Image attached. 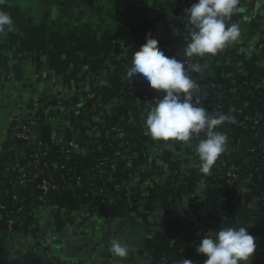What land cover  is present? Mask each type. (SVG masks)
Segmentation results:
<instances>
[{
    "label": "crops",
    "instance_id": "1",
    "mask_svg": "<svg viewBox=\"0 0 264 264\" xmlns=\"http://www.w3.org/2000/svg\"><path fill=\"white\" fill-rule=\"evenodd\" d=\"M252 3L219 54L191 67L181 57L163 59L171 81H191L203 98L222 95L242 77L255 88L237 96L260 118L264 149V0ZM187 0H0V169L22 158L11 140L17 120L52 127L53 142H85L102 134L101 112L122 105L124 78L118 63L131 58L135 44L175 48L186 42L187 22L179 13ZM228 10L231 0H222ZM209 83L214 85L213 88ZM147 161L136 171L117 159L109 181L130 176L110 211L71 210L40 205L35 237L0 229V264H158L162 243L153 233L173 219L167 206L146 213V191L163 185L178 169L183 204L195 237L196 256L183 264H254L264 261V213L243 203L235 188L213 169L214 154L165 137L145 144ZM135 161L143 155L136 153ZM139 157V158H138ZM80 260V261H79ZM82 264H85L84 262Z\"/></svg>",
    "mask_w": 264,
    "mask_h": 264
},
{
    "label": "trees",
    "instance_id": "2",
    "mask_svg": "<svg viewBox=\"0 0 264 264\" xmlns=\"http://www.w3.org/2000/svg\"><path fill=\"white\" fill-rule=\"evenodd\" d=\"M221 3L222 0L220 2L217 0H190V5L187 6L188 15H182L179 10L186 22L191 21L188 31L189 42L175 48L158 44L147 49L133 62L118 63L115 80L125 79L122 105L111 111L110 114H104L103 127L106 132H109L108 135L90 139L88 146L81 145L83 153L66 155L62 146H58L56 143L39 147L33 142L25 145L22 141L14 140V143L23 151L22 156L23 154L25 156L19 160L17 166L23 168L29 177L40 175V178L48 179L59 187L58 192L51 191L48 195H42L39 190L40 179H36L27 187L14 186L19 179L18 169H0V205L5 207V210H0V213L18 221L13 229L14 233L21 232L33 237L37 235L35 211L40 205L64 206L75 211L86 208L98 209L119 194L116 188L123 181L126 182L127 187L131 180L130 176L116 181H109L105 177V172L111 167V164L106 163V160L115 159L118 152L125 153L127 150H132L133 171H136L147 161L148 155L146 153L144 155L143 150L145 144L152 138L146 136L144 132L150 117V112H146L148 110L146 104L160 97L170 100L175 109V116L166 121L169 126L173 125L175 121H179L196 131L201 127L220 130L231 139L232 142L226 146L215 145L212 141L207 144L217 159L228 160L229 163L241 168L238 173L240 181L245 183L250 190V193L245 196L246 199L250 200L253 196L264 197V149L262 148L260 127L257 130H251L230 124L232 119L242 122L245 117L254 118L257 113L244 106L237 94L233 92V83L228 84L222 95L212 100L214 104L225 105V108L218 115L200 119L183 115L187 106L193 110H197V108L178 95L183 92L182 87L163 83L167 73L161 67V55L172 54L185 57L194 55L196 59H200L202 56L219 54L224 37H231L234 29L242 23L244 11L252 7V3H249L248 0H239L237 13L224 19L217 14L218 9L223 10ZM138 68L146 69V76L151 81L149 99H144L145 83L134 81ZM238 82L244 87L255 88V83L248 78H239ZM195 95H198L197 91ZM229 106L241 109L242 115L232 117L228 112ZM113 129L125 133V140H117L114 137ZM256 134L258 135L256 136ZM251 150H255V152H250ZM45 151H48L49 154L41 156ZM136 153L140 156L143 155L142 160L135 161ZM35 155L39 156L37 166L33 158ZM45 163H57L59 169L45 168ZM182 178V172L176 169L163 185L149 188L145 194L144 211L152 213L163 205L172 210L173 219L153 230V233L161 241L162 254L166 255L168 261L183 264L193 259L197 251L194 245L195 237L192 233V225L188 213L183 207V198L178 187ZM237 185L238 183L235 184V186ZM67 190L72 192V205H68L65 195ZM5 228V224L0 223V229L6 230ZM174 240L176 242L172 244ZM254 264H264V261L258 259Z\"/></svg>",
    "mask_w": 264,
    "mask_h": 264
},
{
    "label": "built area",
    "instance_id": "3",
    "mask_svg": "<svg viewBox=\"0 0 264 264\" xmlns=\"http://www.w3.org/2000/svg\"><path fill=\"white\" fill-rule=\"evenodd\" d=\"M217 2H220V0H217ZM238 2L239 0H231V5L228 10H217V14H219L224 19H227L238 11ZM190 5V0H187L186 6L182 7L181 13L182 15H188V7ZM191 25V21L187 22V28L189 31V27ZM186 42H189V37L187 33ZM211 47V45H210ZM146 49L139 44H135L134 46V52L130 59L125 60L123 62H133L136 59H138L139 55H142ZM169 56H173L172 54H165L161 55L160 57V64L161 67L164 64L163 59L167 58ZM181 57L184 64L188 67H191L194 62L198 59L195 58L194 55L190 56H178ZM204 57V56H202ZM201 57V58H202ZM147 70L144 68H138L135 75V82L138 83H145V95L144 99H149L150 94L149 91L151 89L150 80L146 76ZM118 70H116V73L114 75H117ZM125 82V79H124ZM163 83L168 85H178L183 88V92L179 93L178 95L180 97H183L187 103L193 104L197 110L191 109L189 106L186 107V112L183 113V115H189L192 118L200 119V118H206L210 115H218L222 109L225 108V105L222 104H214L212 102L213 98L206 97L203 98L201 95H195V92L197 90L196 85L191 81H182L175 83L170 80L169 75L166 74L163 80ZM234 89L233 92L235 94H239L240 90L242 89L243 85L238 82V79H235L232 81ZM209 86L211 88L214 87L212 83H209ZM141 103V102H139ZM146 112H150V117L148 120V125L145 127L144 132L146 136H151L152 139L158 138V137H165L169 141L173 142H179L183 144L184 146H191V145H199L200 147L211 151L209 144L207 142H213L215 145H229L232 140L229 139L225 134H223L220 130H210L204 127H201L198 131H196L194 128L182 124L179 121H175L173 125H168L166 121L170 117L175 116V109L174 106L171 104V101L167 98L160 97L158 99H155L153 102H148L146 104ZM229 114L234 117L235 115H242V110L235 107V106H229L228 107ZM104 114H110V112H101L100 114V122L102 126L104 125ZM157 119V120H156ZM230 124L237 125L239 127H243L244 129H251V130H257L260 127V118L259 115L256 114V116L253 117H245L244 121L240 122L238 120L232 119L230 121ZM113 133H115V138L117 140H125L126 135L120 130L113 129ZM109 132H106L103 127L102 134L99 132L91 133L89 136V139L85 142L78 143L74 140L68 141V142H52L56 143L58 146L61 145L64 153L66 155H71L73 153H83V147L81 148V145L88 146L89 140L92 138L98 139L102 138L106 135H108ZM258 134H256L257 136ZM11 140L14 142V140L22 141L25 145H29L32 142L36 143L37 146L41 147L42 141L40 139L39 135V127L37 125L27 124L21 120H17L15 125L12 128V134H11ZM21 149V148H20ZM22 151V150H21ZM23 152V151H22ZM250 152H255V150H251ZM132 150H127L125 153L118 152L115 155V159L113 160H106V163H110L111 165L120 158H125L128 161L132 162ZM49 154L48 151H45L41 154V156H47ZM22 157H25L24 154ZM35 160V165L37 166L38 162V155L33 156ZM45 168H53V169H59V165L57 163H45ZM213 169L218 174V176L230 183L237 193L240 195V199L243 203H250L254 205L257 209L262 211L264 213V197L259 198L257 196H253L250 200L246 199L245 196L250 193L249 188L247 185L240 181L238 173L240 172V167L229 163L228 160H219L214 156V162H213ZM18 169L19 173V179L14 184V186H20V187H27L30 183H33L36 179H40V186L39 190L41 191L42 195H48L51 191H59V187L54 184V182L49 181L48 179H42L40 178V175H35L33 177H29V175L26 174L25 170L21 167H14ZM238 183L237 186L235 184ZM80 185V184H79ZM126 188V182L123 181L119 186H117L116 190L118 193H120L123 189ZM1 193V192H0ZM17 199V198H15ZM115 196L112 197L107 204L102 206L106 211H110L114 204ZM41 201V199H40ZM183 207L185 208L184 204ZM0 210H5V207L0 205ZM187 211V209L185 208ZM0 223L5 224V229L8 232H13V229L15 225L18 223V221L8 218V216L0 213ZM22 226V224H20ZM176 240L172 242V244H175ZM158 264H182L180 262H169L166 255L162 254V257Z\"/></svg>",
    "mask_w": 264,
    "mask_h": 264
},
{
    "label": "water",
    "instance_id": "4",
    "mask_svg": "<svg viewBox=\"0 0 264 264\" xmlns=\"http://www.w3.org/2000/svg\"><path fill=\"white\" fill-rule=\"evenodd\" d=\"M40 139H41L43 145H51L52 144V142H53L52 127L50 125H42ZM65 195H66V198H67L68 205H72L73 204L72 192L70 190H67L65 192ZM83 262L85 264H103L101 259L96 258L94 260L93 257H90V258L84 257L82 259V262H80V264H82Z\"/></svg>",
    "mask_w": 264,
    "mask_h": 264
}]
</instances>
